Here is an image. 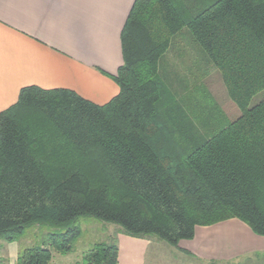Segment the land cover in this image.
Masks as SVG:
<instances>
[{
	"label": "trees",
	"instance_id": "obj_1",
	"mask_svg": "<svg viewBox=\"0 0 264 264\" xmlns=\"http://www.w3.org/2000/svg\"><path fill=\"white\" fill-rule=\"evenodd\" d=\"M184 29L241 112L207 139L162 74ZM121 44L109 103L28 87L0 114V245L37 225L55 230L17 264L71 254L82 218L173 247L231 219L264 237V100L252 106L264 91V0H135ZM118 263V246L106 243L82 259Z\"/></svg>",
	"mask_w": 264,
	"mask_h": 264
},
{
	"label": "crops",
	"instance_id": "obj_2",
	"mask_svg": "<svg viewBox=\"0 0 264 264\" xmlns=\"http://www.w3.org/2000/svg\"><path fill=\"white\" fill-rule=\"evenodd\" d=\"M134 3L0 0V114L28 87L70 90L96 105L109 103L119 94L114 77L123 65L121 35ZM227 108L231 122L241 116L233 102ZM113 233L120 234L118 264H172V258L183 264H264V237L238 219L197 227L195 237L177 247ZM7 247L16 264L17 246Z\"/></svg>",
	"mask_w": 264,
	"mask_h": 264
},
{
	"label": "rangeland",
	"instance_id": "obj_3",
	"mask_svg": "<svg viewBox=\"0 0 264 264\" xmlns=\"http://www.w3.org/2000/svg\"><path fill=\"white\" fill-rule=\"evenodd\" d=\"M174 43L163 60L162 74L166 75L168 87L171 93L175 94L173 100L177 101L186 115L196 137L207 139L212 135L209 131H215L231 122L230 119L233 117L228 112L227 105L230 102L232 104V101L227 94L221 73L208 62V58L187 29L183 30ZM263 100L264 91L253 99L252 106ZM77 227L81 228L83 234L75 243L73 252L66 256L54 253L51 264H61V262L82 264L83 257L95 245L100 243L119 245L120 234L113 231L122 230L115 225L82 218L78 221ZM54 232V229L47 226L37 225L28 229L18 243L12 244L17 246L19 254L22 250L42 245ZM7 246L0 245V264H11ZM178 261L172 258V264L175 262L183 264V259Z\"/></svg>",
	"mask_w": 264,
	"mask_h": 264
}]
</instances>
